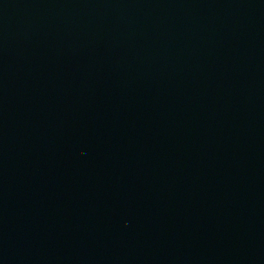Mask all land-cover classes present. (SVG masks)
I'll return each mask as SVG.
<instances>
[{"label": "water", "instance_id": "obj_1", "mask_svg": "<svg viewBox=\"0 0 264 264\" xmlns=\"http://www.w3.org/2000/svg\"><path fill=\"white\" fill-rule=\"evenodd\" d=\"M0 264H264V0H0Z\"/></svg>", "mask_w": 264, "mask_h": 264}]
</instances>
